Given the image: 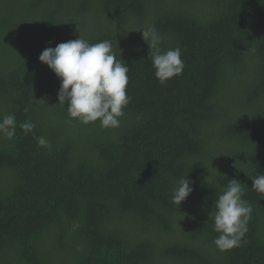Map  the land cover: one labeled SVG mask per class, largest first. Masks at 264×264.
<instances>
[{"label": "trees", "instance_id": "obj_1", "mask_svg": "<svg viewBox=\"0 0 264 264\" xmlns=\"http://www.w3.org/2000/svg\"><path fill=\"white\" fill-rule=\"evenodd\" d=\"M149 26L162 50L181 49L183 73L165 83L147 58ZM79 37L110 40L129 67L118 128L70 119L60 80L38 60ZM8 114L0 264H264V195L250 189L264 174V0H0ZM183 176L194 191L177 207ZM231 179L252 213L241 246L221 252L209 213Z\"/></svg>", "mask_w": 264, "mask_h": 264}, {"label": "clouds", "instance_id": "obj_2", "mask_svg": "<svg viewBox=\"0 0 264 264\" xmlns=\"http://www.w3.org/2000/svg\"><path fill=\"white\" fill-rule=\"evenodd\" d=\"M141 34L151 49L147 58L151 59L155 78L165 83L182 75L185 65L181 49L162 50L161 36L155 26L147 27ZM38 60L60 80L58 104L65 106L67 103L66 111L70 119L75 118L83 124L99 121L104 128L120 126L124 108L131 100L126 92L129 67L120 57L117 59L110 40L90 44L79 37L59 43L54 48H45ZM16 127L15 115L8 114L0 119V135L4 138L12 139L16 135ZM19 127L27 135L36 125L28 120L20 123ZM36 140L38 147L51 148L46 137L39 136ZM186 176L177 181L172 191L170 202L177 207L194 191V182ZM250 179V189L264 195V174ZM244 186L238 180H228L226 188L215 199V211L209 213L214 220V231L218 233L213 244L221 252L240 247L247 232L252 206L242 199Z\"/></svg>", "mask_w": 264, "mask_h": 264}]
</instances>
